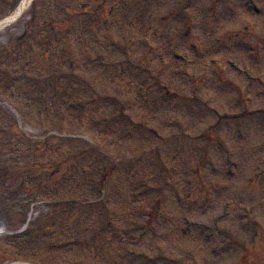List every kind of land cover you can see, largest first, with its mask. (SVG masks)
<instances>
[{"label": "rangeland", "instance_id": "1", "mask_svg": "<svg viewBox=\"0 0 264 264\" xmlns=\"http://www.w3.org/2000/svg\"><path fill=\"white\" fill-rule=\"evenodd\" d=\"M18 1L0 0V19ZM181 1L36 0L0 30V264H88L85 243L104 220L131 240L147 226L146 239L124 249L149 252L156 264H167L160 256L263 263L264 116L247 112L263 103L226 60L264 77V0L260 14L244 0H195L186 5L189 27ZM174 51L190 61L189 75ZM191 77L199 79L195 93ZM112 98L124 106L117 137L107 127L117 122ZM164 162L173 168L169 191ZM80 223L88 227L83 240L75 239ZM61 232L62 243L54 237Z\"/></svg>", "mask_w": 264, "mask_h": 264}, {"label": "bare ground", "instance_id": "2", "mask_svg": "<svg viewBox=\"0 0 264 264\" xmlns=\"http://www.w3.org/2000/svg\"><path fill=\"white\" fill-rule=\"evenodd\" d=\"M31 1L32 0H20V2L17 4V9L15 10V12L10 17H8L4 21L0 22V28H3V26L5 24H7L9 20L13 21L17 17L18 14L25 12ZM1 232H2V230L0 227V233Z\"/></svg>", "mask_w": 264, "mask_h": 264}]
</instances>
